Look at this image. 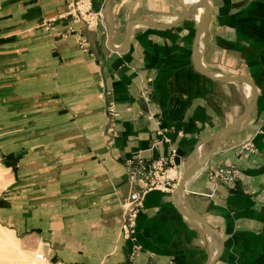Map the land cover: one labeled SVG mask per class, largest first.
I'll return each mask as SVG.
<instances>
[{
	"label": "crops",
	"instance_id": "obj_1",
	"mask_svg": "<svg viewBox=\"0 0 264 264\" xmlns=\"http://www.w3.org/2000/svg\"><path fill=\"white\" fill-rule=\"evenodd\" d=\"M69 1L0 0V225L52 264H264V0H204L200 64L255 93L247 120L184 186L218 239L180 213L175 187L146 194L134 241L120 230L137 189L128 164L170 159L180 179L250 88L198 70L201 8L173 28H133L124 47L130 22L173 23L196 0H111L110 42L106 0H93L103 17L92 29L65 18ZM222 169L235 178L212 180Z\"/></svg>",
	"mask_w": 264,
	"mask_h": 264
},
{
	"label": "built area",
	"instance_id": "obj_2",
	"mask_svg": "<svg viewBox=\"0 0 264 264\" xmlns=\"http://www.w3.org/2000/svg\"><path fill=\"white\" fill-rule=\"evenodd\" d=\"M102 17L100 10H94L93 0H70L66 6L65 18L81 23L84 29L97 27ZM46 29L49 32L58 33L56 27L51 23L46 25ZM78 39L82 45L83 37L79 35ZM142 97L147 100L145 94H142ZM108 112L112 117L116 116L112 106L108 107ZM128 166L130 181L137 189L130 193L122 205L123 222L120 230L125 240L134 241L136 219L142 209L146 194L150 191L172 193L178 183L179 172L171 164L170 159L166 158H160L152 162L137 158L135 162H130ZM235 175V171L232 169H222L212 176V180L227 183L232 181ZM36 259L40 262L45 261L42 254H37Z\"/></svg>",
	"mask_w": 264,
	"mask_h": 264
},
{
	"label": "water",
	"instance_id": "obj_3",
	"mask_svg": "<svg viewBox=\"0 0 264 264\" xmlns=\"http://www.w3.org/2000/svg\"><path fill=\"white\" fill-rule=\"evenodd\" d=\"M197 2L195 4L184 2V5H182L181 15L176 18V20L173 23H158L153 21H145L142 19H138L135 21L130 22L126 26L125 30V40H124V47L129 44V40L131 37V31L133 28L137 26H143V27H150L154 29H169L173 28L176 25L184 22L187 20L190 14H192V11L197 7L202 9V15L200 16L196 33L194 37V43H193V52H194V58H195V64L204 76L216 79L219 81H227V82H235V83H245L250 88V95L247 101V104L245 106V109L241 116L231 125L226 127L225 129L221 130L217 134H215L213 137L209 139L211 143V148L209 152L201 159H196L195 155L192 157L191 162H189L183 169L180 179L178 180V183L176 185V189L174 191L175 201L176 205L178 207V210L180 213H182L187 219L191 220L192 222L196 223L205 233V235L210 239H218V236L216 235V232L206 223V221L198 215L196 212H194L186 203L184 199V186L189 181V179L209 160V158L217 151V149L220 147L221 143L229 137L232 133H234L236 130H238L241 125L247 120V118L250 116V114L253 111L254 104H255V93H254V87L250 83V81L244 77H215L210 74L199 62V45L200 40L203 35L204 29L207 24L208 19V9L206 6V3L204 0H196ZM110 2L111 0L105 1V15L107 19V27H108V41L110 42L112 34H113V23H112V16L110 11ZM121 50H119L120 52ZM217 251H220V245H216L215 247Z\"/></svg>",
	"mask_w": 264,
	"mask_h": 264
},
{
	"label": "rangeland",
	"instance_id": "obj_4",
	"mask_svg": "<svg viewBox=\"0 0 264 264\" xmlns=\"http://www.w3.org/2000/svg\"><path fill=\"white\" fill-rule=\"evenodd\" d=\"M37 254L22 239L0 225V264H48L51 263L44 256L45 261L36 259ZM52 264V263H51Z\"/></svg>",
	"mask_w": 264,
	"mask_h": 264
},
{
	"label": "bare ground",
	"instance_id": "obj_5",
	"mask_svg": "<svg viewBox=\"0 0 264 264\" xmlns=\"http://www.w3.org/2000/svg\"><path fill=\"white\" fill-rule=\"evenodd\" d=\"M196 14H197V13H196ZM168 23H169V22H168ZM247 88H248V87H247ZM247 88H246V89H247ZM246 91H247V93L249 94L250 91H249V90H246ZM243 98H244V97H243ZM0 188H1V187H0Z\"/></svg>",
	"mask_w": 264,
	"mask_h": 264
}]
</instances>
